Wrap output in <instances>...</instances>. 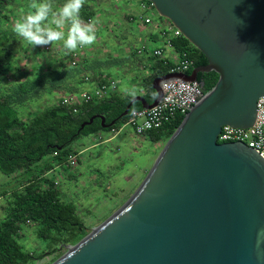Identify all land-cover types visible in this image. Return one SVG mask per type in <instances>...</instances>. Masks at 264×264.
Wrapping results in <instances>:
<instances>
[{"label":"water","instance_id":"95a60500","mask_svg":"<svg viewBox=\"0 0 264 264\" xmlns=\"http://www.w3.org/2000/svg\"><path fill=\"white\" fill-rule=\"evenodd\" d=\"M207 63L155 77L162 83L218 79L165 141L127 200L51 264H264V158L241 142H217L222 125L247 128L264 97V0H147ZM200 84L203 83L200 81Z\"/></svg>","mask_w":264,"mask_h":264},{"label":"trees","instance_id":"16d2710c","mask_svg":"<svg viewBox=\"0 0 264 264\" xmlns=\"http://www.w3.org/2000/svg\"><path fill=\"white\" fill-rule=\"evenodd\" d=\"M29 2L0 0V172L8 177L0 186V197L7 199L0 221V264H30L40 257L33 256L20 242L27 221L34 227L36 237L47 247L54 246L53 249L74 244L85 236L77 205L65 200L59 187L43 174L65 160L68 154L75 153L71 146L75 140L117 128L126 121L131 110L141 108L140 102H134L128 114L111 127L102 128L100 120L95 118L78 132L80 124L93 115H103L106 123L117 118L132 96L111 95L81 106L76 113L63 106L60 102L64 93H79L77 86L83 82V73L88 69L94 71L83 66L82 60L71 65L70 56L63 48L56 52L45 51L50 61L48 59L32 74L17 75L15 64L24 57L30 44L13 30L15 21L19 19L15 12H27ZM60 2L63 0H54V3ZM81 18L87 22L86 14ZM171 43L181 59L191 61L186 73L207 63L205 56L182 35L172 38ZM171 65L154 57L151 73L142 78L144 92L141 95L148 103L156 97L151 87L152 80L166 74ZM217 79L218 74L214 71L198 74L204 91L211 89ZM55 94L63 96L56 102L45 103ZM32 107L36 108L32 111ZM26 109L29 110L23 115ZM182 119L177 117L169 124L145 131L142 135L152 142L169 138ZM54 152L57 154L53 155Z\"/></svg>","mask_w":264,"mask_h":264},{"label":"crops","instance_id":"0c3cea01","mask_svg":"<svg viewBox=\"0 0 264 264\" xmlns=\"http://www.w3.org/2000/svg\"><path fill=\"white\" fill-rule=\"evenodd\" d=\"M143 2L144 0H86L80 16L86 14L91 22L95 21L97 39L92 45L83 47L82 64L87 68H93L94 71L88 69L83 73V82L77 86L80 92L91 89L94 86V82L91 81L94 79V75H100L117 82V90L114 95H131L133 97L142 94L144 92L142 78L151 73L154 59L153 56L137 53V50L142 46L149 50L163 49L165 60L172 64L181 59L175 48L165 47V39L169 36L167 32L168 20L161 17L154 8L143 9L141 6ZM15 13L21 18L27 12L16 11ZM145 17H150V22L145 23ZM51 45L62 48L59 42ZM28 46H30L29 49ZM28 46L24 57L15 64L19 70L17 75L20 76L32 74L48 59L50 61L48 54L40 49L42 46L34 47V50H31V45ZM87 74L90 77L89 81L84 80ZM60 96L63 95L55 94L54 97L59 98ZM64 96L67 95L64 93ZM34 108L36 107H32L31 110L33 111ZM28 110L23 111V115H26ZM119 126L86 135L85 142L81 137L75 140L76 144L72 148L77 155V164L79 163V154L82 151L92 149L98 144L109 143L119 135L121 139L126 138L127 133L121 135L124 127L119 129ZM126 131L135 135H142L136 134L132 128L126 129ZM161 141L155 143L161 144ZM67 177L74 182L76 181L71 170ZM67 193L68 191L64 192V199L69 198ZM78 206L77 204V213L80 215Z\"/></svg>","mask_w":264,"mask_h":264},{"label":"rangeland","instance_id":"374dc122","mask_svg":"<svg viewBox=\"0 0 264 264\" xmlns=\"http://www.w3.org/2000/svg\"><path fill=\"white\" fill-rule=\"evenodd\" d=\"M33 48L31 46V50H34ZM40 49L44 52L59 50L57 46L52 45H44ZM57 100V97L51 96L45 103L50 104ZM126 129L130 130L131 127L126 126L121 131V135L127 133L126 138L121 139L119 135L109 143L98 144L92 149L82 151L79 154V163L72 169L65 167L49 175L50 178L55 177L58 180L57 186L62 191L63 198L64 192L68 191L69 198L65 200L70 199L79 205L85 235L118 209L135 191L168 139H162L161 144H158L149 141L144 135L128 133ZM81 138L84 142L87 139L86 136ZM75 144L76 141L71 146L74 147ZM70 170L75 182L67 177ZM7 178L0 172V186ZM6 200L5 196L0 197V221L4 215L3 206ZM23 232L24 237L20 242L24 249L30 251L33 256H40L30 264H51L66 251L67 245H72L65 244L53 249L54 246L47 247L45 242L36 237L34 227L24 226Z\"/></svg>","mask_w":264,"mask_h":264},{"label":"built area","instance_id":"2783aa9c","mask_svg":"<svg viewBox=\"0 0 264 264\" xmlns=\"http://www.w3.org/2000/svg\"><path fill=\"white\" fill-rule=\"evenodd\" d=\"M143 9L153 8L150 2H143L141 4ZM150 17H145L144 22H150ZM167 20V19H166ZM90 19H87L89 22ZM167 32L169 36L165 39V47H172L171 39L182 35L180 31L175 28L169 21ZM165 33V32H163ZM166 34V33H165ZM45 49H48L45 47ZM137 53L146 56H153L163 59V49L157 48L149 50L142 46L137 50ZM83 47H78L74 52L69 53L70 64L76 65L82 57ZM191 65V61L187 59H180L173 63L167 73L185 72ZM85 81H89L90 77L86 75ZM94 86L91 89L83 90L77 94L64 96L61 99V104L67 107L72 112L76 113L81 106L90 102H95L104 98H108L117 90V82L114 79L94 75ZM162 97L158 103L151 108L133 109L129 112L128 118L123 122L119 129L129 126L136 134H142L148 130H157L166 124H169L177 117H184L188 111L196 105L203 98L207 91L203 90L200 82L182 81L179 79H172L162 83ZM256 117L252 126L247 128L231 127L229 125H222L220 132L217 135V142H241L246 146L254 149L264 158V97H260L256 101ZM54 152L53 155H56ZM77 164V155L70 153L66 156L65 160L56 164L53 168L46 171L43 176L49 177L51 172L62 170V168L72 169ZM53 185H58V180L52 177ZM43 187H47L43 184ZM26 225H30L27 221Z\"/></svg>","mask_w":264,"mask_h":264},{"label":"clouds","instance_id":"9594fccd","mask_svg":"<svg viewBox=\"0 0 264 264\" xmlns=\"http://www.w3.org/2000/svg\"><path fill=\"white\" fill-rule=\"evenodd\" d=\"M86 0H30L28 11L14 23L17 36L32 47L60 43L65 54L95 43L94 22H85L80 12ZM59 70V69H58Z\"/></svg>","mask_w":264,"mask_h":264}]
</instances>
